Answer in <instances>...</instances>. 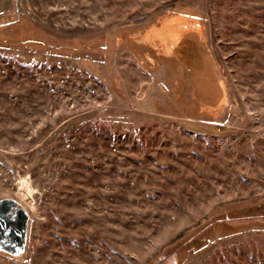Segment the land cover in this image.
Instances as JSON below:
<instances>
[{
  "label": "rangeland",
  "instance_id": "374dc122",
  "mask_svg": "<svg viewBox=\"0 0 264 264\" xmlns=\"http://www.w3.org/2000/svg\"><path fill=\"white\" fill-rule=\"evenodd\" d=\"M4 20L0 199L29 225L0 264H264V0H0ZM186 28L217 114L156 43Z\"/></svg>",
  "mask_w": 264,
  "mask_h": 264
},
{
  "label": "flooded vegetation",
  "instance_id": "af4514ba",
  "mask_svg": "<svg viewBox=\"0 0 264 264\" xmlns=\"http://www.w3.org/2000/svg\"><path fill=\"white\" fill-rule=\"evenodd\" d=\"M170 42L173 49L174 64L179 75V80H175L173 88L174 91H177L181 86L184 87L183 92H175L176 95H195L196 103L203 112L210 115L219 113L226 103L228 90L218 81L195 29L186 28L174 33ZM199 58H204L210 69L204 74V78L207 80L204 79L205 81L198 87L195 84V75L200 67ZM18 206H22V204L14 203L12 211L15 212Z\"/></svg>",
  "mask_w": 264,
  "mask_h": 264
},
{
  "label": "water",
  "instance_id": "95a60500",
  "mask_svg": "<svg viewBox=\"0 0 264 264\" xmlns=\"http://www.w3.org/2000/svg\"><path fill=\"white\" fill-rule=\"evenodd\" d=\"M198 62L200 67L196 71L195 84L199 87L207 80L204 74L210 67L204 58H199ZM14 203L20 204L14 198L0 199V252L19 258L26 250L29 213L23 206H18L13 212Z\"/></svg>",
  "mask_w": 264,
  "mask_h": 264
},
{
  "label": "trees",
  "instance_id": "16d2710c",
  "mask_svg": "<svg viewBox=\"0 0 264 264\" xmlns=\"http://www.w3.org/2000/svg\"><path fill=\"white\" fill-rule=\"evenodd\" d=\"M187 15L188 16H192V14H190V13H187ZM163 18V17H162ZM162 18H158L157 19V21L158 20H160V19H162ZM20 26V24H18V22H15V23H10L8 20H4V21H2V23H1V25H0V29H3V30H5V31H8V30H10V28L11 27H13V26ZM147 27V26H146ZM20 28H22V26H20ZM27 27H24V29H26ZM170 34V32L169 33H166V34H162L161 36H160V38L157 40V44L159 45V47L160 48H163V47H165V46H167V50H169V49H171L172 50V45H171V42H170V38L171 37H169L168 38V35ZM171 35V34H170ZM20 40V39H19ZM167 42V43H166ZM36 45L37 46H41L42 47V44H41V42H36ZM44 47V46H43ZM103 47V50L105 51L106 50V48H107V44L105 43V40H104V42H101V44H97V47H95V50L97 49V50H100L101 48ZM60 49V48H59ZM165 49V50H166ZM61 50V52H62V48L60 49ZM82 50H89V49H87L86 47H84V48H82ZM55 52H56V48H55V50H54ZM170 51V50H169ZM61 52H59V53H61ZM82 59V62L83 63H85L87 66H88V64L91 62V61H89L88 59H87V57H81ZM93 62V61H92ZM23 256V255H22ZM21 256V257H22Z\"/></svg>",
  "mask_w": 264,
  "mask_h": 264
},
{
  "label": "bare ground",
  "instance_id": "6f19581e",
  "mask_svg": "<svg viewBox=\"0 0 264 264\" xmlns=\"http://www.w3.org/2000/svg\"><path fill=\"white\" fill-rule=\"evenodd\" d=\"M167 43V42H166Z\"/></svg>",
  "mask_w": 264,
  "mask_h": 264
}]
</instances>
